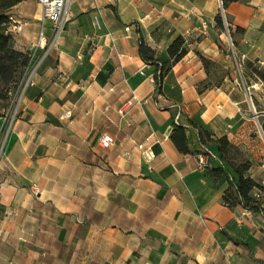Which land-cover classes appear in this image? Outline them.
Listing matches in <instances>:
<instances>
[{"label":"crops","instance_id":"1","mask_svg":"<svg viewBox=\"0 0 264 264\" xmlns=\"http://www.w3.org/2000/svg\"><path fill=\"white\" fill-rule=\"evenodd\" d=\"M16 9L24 26L14 48L26 51L42 8L33 0ZM68 11L1 153L0 264H264V217L222 205L226 183L199 169L190 123L225 137L264 184V0L223 9L232 56L215 27L219 0H70ZM179 36L187 53L158 92L138 40L164 60ZM199 56L222 65L216 81ZM174 122L192 154L170 140ZM103 134L114 140L108 150ZM143 142L150 165L136 148ZM207 149L219 166L217 145Z\"/></svg>","mask_w":264,"mask_h":264},{"label":"trees","instance_id":"2","mask_svg":"<svg viewBox=\"0 0 264 264\" xmlns=\"http://www.w3.org/2000/svg\"><path fill=\"white\" fill-rule=\"evenodd\" d=\"M27 1L33 0H0V106L11 104L30 64L27 51L14 48L13 35L8 28V15L12 8ZM236 2H243V0H222V8L225 10L229 4ZM214 22L219 32L225 30L219 14L215 16ZM227 29L231 38V30L229 27ZM237 31L241 30L237 29ZM137 52L145 65L154 68L153 80L159 92L161 81L186 55L187 47L182 37L175 38L165 51L166 59L162 60L142 38H139ZM199 59L208 74V79H212L210 68H218V64L201 56ZM190 123L197 129L198 142L202 148L201 152L195 153L196 155L204 153L210 161L212 157L207 149L208 145L210 143L217 145L220 165L214 167L209 163L206 172L212 181L222 178L226 183L221 199L222 205L230 211L239 208L264 217V184L258 183L251 176L252 163L249 159L244 157L239 149L231 145L225 137L212 140V134L209 131L195 126L191 121ZM170 140L180 153L192 154L187 147L185 128L176 122L173 123ZM255 193L257 196L254 195Z\"/></svg>","mask_w":264,"mask_h":264},{"label":"built area","instance_id":"3","mask_svg":"<svg viewBox=\"0 0 264 264\" xmlns=\"http://www.w3.org/2000/svg\"><path fill=\"white\" fill-rule=\"evenodd\" d=\"M36 1L42 8V22L40 26V31L38 32L36 39L27 47L26 51L30 58V64L26 70L25 76L19 86L18 91L16 92L15 97L12 99V102L10 104L11 116L10 117L5 116L0 125V141L2 140L0 144V150H1L0 157L8 135L12 132L15 124L20 119V111L18 108L21 105L22 98L24 96L28 84L30 83L32 76L42 67L45 60L55 49L58 41L60 40L62 33L64 32V28L70 18L68 11L70 0H36ZM219 5H220V17L223 22L225 33L229 38V32L227 29L228 27L226 25L225 15L222 8V0H219ZM45 22H48L50 25V36L48 38L44 35ZM23 26L24 25L21 20H19L14 14L9 13L8 28H9V32L13 36L21 34L23 30ZM208 29H209L208 22L204 20L201 21L202 34H206ZM132 102L138 103L137 99L134 96L127 103L126 109L120 110L118 112L119 115L123 116L127 108H131ZM70 117H71V112L65 111L62 114L61 119L66 120L69 119ZM98 143H99V148L103 150H108L113 146L114 140L111 136L107 134H103L99 138ZM136 148L139 151L143 162L147 165H150V163L154 159V152L152 149V145L148 144L147 142H143L137 145ZM196 159L199 169L202 171H206L207 167H209L208 156L204 153H200L196 156ZM254 195L257 196L256 193ZM244 212L248 214L247 211Z\"/></svg>","mask_w":264,"mask_h":264},{"label":"rangeland","instance_id":"4","mask_svg":"<svg viewBox=\"0 0 264 264\" xmlns=\"http://www.w3.org/2000/svg\"><path fill=\"white\" fill-rule=\"evenodd\" d=\"M38 4V3H37ZM39 5V4H38ZM40 6V5H39ZM41 7V6H40ZM14 14H15V16L19 19V20H21L22 21V14H21V12H20V9H16L15 11H14ZM49 23H46V26L48 25ZM45 26V27H46ZM66 27V26H65ZM65 29V28H64ZM223 33L225 34V37H226V44H227V50H228V55L229 56H232V52L231 51H233V46H232V43H231V41H230V37L228 38L227 37V35H226V33H225V30L223 31ZM14 36H16V35H14ZM216 64H218V63H216ZM218 66L220 67H218V68H215V67H212V68H210V70H211V72H212V80L213 81H216L217 80V78H219L220 76H221V74H222V65H220V64H218ZM19 109V111H20V107L18 108ZM5 116H7V117H10L11 116V108H10V103L8 104V105H6V106H0V122H2L3 121V118L5 117ZM1 142H2V140L0 141V144H1ZM0 152H1V150H0Z\"/></svg>","mask_w":264,"mask_h":264}]
</instances>
